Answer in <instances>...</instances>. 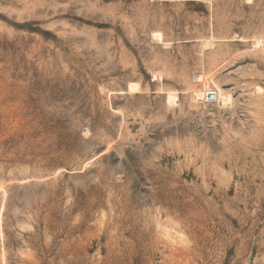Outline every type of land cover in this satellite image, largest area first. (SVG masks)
<instances>
[{"label": "rangeland", "instance_id": "obj_1", "mask_svg": "<svg viewBox=\"0 0 264 264\" xmlns=\"http://www.w3.org/2000/svg\"><path fill=\"white\" fill-rule=\"evenodd\" d=\"M0 264H264V0H0Z\"/></svg>", "mask_w": 264, "mask_h": 264}, {"label": "bare ground", "instance_id": "obj_2", "mask_svg": "<svg viewBox=\"0 0 264 264\" xmlns=\"http://www.w3.org/2000/svg\"><path fill=\"white\" fill-rule=\"evenodd\" d=\"M158 34V36H160V37H162V33H160V32H158L157 33ZM160 37H158V38H160ZM161 39V38H160ZM201 77V76H200ZM137 84V83H136ZM136 85L134 84V85H131V89H134V88H136V87H138V85L135 87ZM135 90V89H134ZM133 90V91H134ZM212 91V90H211ZM211 91H209V92H211ZM207 90L205 91V92H198V97L199 98H207ZM172 93V92H171ZM177 93V92H176ZM216 95V98H218L219 100H220V103H222L223 105H227V103H228V101H229V97H227L226 95H224L222 92H220V93H218V92H216L215 93ZM176 96L177 95H174V94H170L169 93V95H168V99H169V102H173L174 100H176L175 98H176ZM209 99V98H208ZM230 102V101H229ZM171 104V103H170ZM221 105V104H220Z\"/></svg>", "mask_w": 264, "mask_h": 264}, {"label": "water", "instance_id": "obj_3", "mask_svg": "<svg viewBox=\"0 0 264 264\" xmlns=\"http://www.w3.org/2000/svg\"><path fill=\"white\" fill-rule=\"evenodd\" d=\"M207 97H208L209 99H213V98H214L213 93H211V92L208 93Z\"/></svg>", "mask_w": 264, "mask_h": 264}]
</instances>
